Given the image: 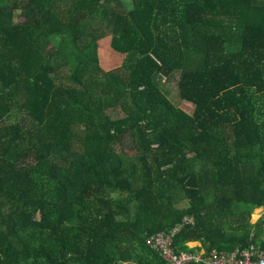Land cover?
<instances>
[{
    "label": "trees",
    "instance_id": "trees-1",
    "mask_svg": "<svg viewBox=\"0 0 264 264\" xmlns=\"http://www.w3.org/2000/svg\"><path fill=\"white\" fill-rule=\"evenodd\" d=\"M260 208L264 0H0V264L245 248Z\"/></svg>",
    "mask_w": 264,
    "mask_h": 264
},
{
    "label": "built area",
    "instance_id": "built-area-1",
    "mask_svg": "<svg viewBox=\"0 0 264 264\" xmlns=\"http://www.w3.org/2000/svg\"><path fill=\"white\" fill-rule=\"evenodd\" d=\"M192 216H185L182 222L170 231L151 234L146 237L145 244L153 251L162 264H264V249H261V239L258 244L234 250L211 249L206 251L199 246L187 243L188 251H177L173 247L174 237L185 226L194 225Z\"/></svg>",
    "mask_w": 264,
    "mask_h": 264
},
{
    "label": "rangeland",
    "instance_id": "rangeland-1",
    "mask_svg": "<svg viewBox=\"0 0 264 264\" xmlns=\"http://www.w3.org/2000/svg\"><path fill=\"white\" fill-rule=\"evenodd\" d=\"M17 14H18V12L15 13V16H16L15 21H19V19H20L17 16ZM98 46H99L98 58H99V64H100L101 69L104 71H107V70L111 71V70L118 68L120 66L121 62H123V57L119 56V54H116L115 52L112 51V49L109 48L110 47V36L105 37L103 40H100L98 42ZM100 48H101V50L110 52V54L113 55V57L110 56L112 61L110 62L108 60V65H105L104 61L101 58ZM109 66H111V67L109 68ZM105 67H106V69H105ZM107 68H109V69H107ZM172 101L176 104V100H172ZM179 109L184 111L188 115L194 114V107L192 105L186 103V102L180 103ZM107 115L113 120L123 118V114H121V112L118 110H109V111H107ZM263 213H264V208L256 209L251 216V223H253V224L256 223L261 218Z\"/></svg>",
    "mask_w": 264,
    "mask_h": 264
},
{
    "label": "crops",
    "instance_id": "crops-1",
    "mask_svg": "<svg viewBox=\"0 0 264 264\" xmlns=\"http://www.w3.org/2000/svg\"><path fill=\"white\" fill-rule=\"evenodd\" d=\"M261 239L264 240V233L261 235ZM261 239H260V240H261ZM191 244H192V245H195V246L197 245L196 248H199V246L201 247V244H200L199 242H191Z\"/></svg>",
    "mask_w": 264,
    "mask_h": 264
},
{
    "label": "water",
    "instance_id": "water-1",
    "mask_svg": "<svg viewBox=\"0 0 264 264\" xmlns=\"http://www.w3.org/2000/svg\"><path fill=\"white\" fill-rule=\"evenodd\" d=\"M116 264H124V263H116ZM127 264H132V263H127Z\"/></svg>",
    "mask_w": 264,
    "mask_h": 264
}]
</instances>
